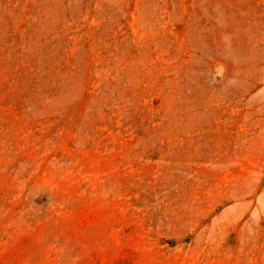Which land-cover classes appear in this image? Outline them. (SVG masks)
Segmentation results:
<instances>
[{"label": "rangeland", "instance_id": "1", "mask_svg": "<svg viewBox=\"0 0 264 264\" xmlns=\"http://www.w3.org/2000/svg\"><path fill=\"white\" fill-rule=\"evenodd\" d=\"M0 264H264V0H0Z\"/></svg>", "mask_w": 264, "mask_h": 264}]
</instances>
